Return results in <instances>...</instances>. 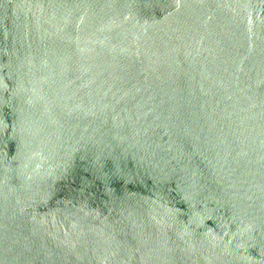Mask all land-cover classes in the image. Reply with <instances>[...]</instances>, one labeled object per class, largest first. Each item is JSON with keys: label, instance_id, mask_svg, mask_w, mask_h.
Segmentation results:
<instances>
[{"label": "water", "instance_id": "95a60500", "mask_svg": "<svg viewBox=\"0 0 264 264\" xmlns=\"http://www.w3.org/2000/svg\"><path fill=\"white\" fill-rule=\"evenodd\" d=\"M0 264H264V0H0Z\"/></svg>", "mask_w": 264, "mask_h": 264}]
</instances>
